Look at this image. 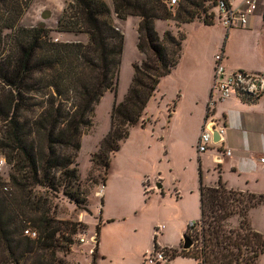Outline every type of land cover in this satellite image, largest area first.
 Returning a JSON list of instances; mask_svg holds the SVG:
<instances>
[{"label":"trees","instance_id":"1","mask_svg":"<svg viewBox=\"0 0 264 264\" xmlns=\"http://www.w3.org/2000/svg\"><path fill=\"white\" fill-rule=\"evenodd\" d=\"M29 2L0 0V155L10 167L8 180L0 181V264H63L53 254L67 252L70 240L56 239L62 231L42 200L61 196L76 206L86 202L78 188L75 159L81 134L92 126L94 105L117 88L123 34L112 16L139 19L136 49L143 58L132 64L130 86L112 105L109 130L91 158L104 170V182L109 155L140 120L160 79L181 55L185 35L166 30L159 36L154 21H171L177 27L194 21L212 25L217 0H177L174 5L165 0H111V7L103 0H72L56 31L85 34V43L54 42L42 25L20 26ZM199 173L202 230L195 239L186 233L196 243L178 253L198 264H257L264 235L252 229L248 212L264 205V195L227 189L220 179L214 187L204 186ZM231 218H238L236 227L230 226ZM26 219L35 239L23 236L29 227L23 225ZM65 231L73 234L75 229L65 225Z\"/></svg>","mask_w":264,"mask_h":264},{"label":"crops","instance_id":"2","mask_svg":"<svg viewBox=\"0 0 264 264\" xmlns=\"http://www.w3.org/2000/svg\"><path fill=\"white\" fill-rule=\"evenodd\" d=\"M241 1L229 0V4L232 7H236ZM117 21L120 20L117 19ZM138 21L139 19L136 18V27ZM191 24H194L197 28L210 30L208 41H198V45L202 46L200 51H202L203 57L205 56V62L207 60L204 65L206 67L205 74H200L195 79H187L183 84L180 83L179 85L183 92L181 93V90L178 89L176 92L179 95L176 101L171 99L170 102L164 103L163 110H161L163 111L162 117L158 118L157 121H154L153 115L147 109V103L140 117L142 126L139 127L138 124L132 126L128 135L134 134L139 138L135 148L137 150L140 149V154V151H149L151 149L152 144L149 142L158 141L159 143L153 154L159 163L165 159L169 162L170 155H173L172 145L183 139H190L188 142L190 154H186L185 157L196 159L198 183L194 184V177L185 182L184 173L181 171L177 172L173 166L168 167L169 174L167 175L170 176L169 180L164 177V172L156 169L141 172L140 177L136 180L135 187L143 195L142 202L149 210V219L145 228L146 242L142 248L100 249L97 235L95 253H89V249H79L69 260V264H139L143 255L154 249V242L159 248L176 250L177 252L163 264H198L195 259L180 255L178 252L182 245V235L186 234L187 223L189 221H198L201 215L199 169L204 186L214 187L220 179L227 189L264 195V162H261V159H264V92L256 101L233 96L234 98L229 97L228 100L226 99L217 104L215 113L216 116L224 120L227 127L224 136L225 146L231 150V157L220 156L215 148L206 153L198 154L195 148L202 129L207 100L212 89L214 55L222 53L223 63L230 71L243 70L264 74V0H257L256 11L248 18L247 24L241 27L227 29L216 20H212V25H204L201 22L194 21L189 24H181L179 27L171 21H154V26L159 36H162L166 30H170L174 35L178 32L184 34L185 27ZM139 55L141 58L142 55ZM181 56L171 72L160 79L156 92L161 90V83L169 79L173 70L177 69L178 64L182 62L183 57L181 58ZM203 57L199 53L198 56L194 57L195 63L192 66L196 67L195 71H197L196 69L200 64L202 65L201 60H203ZM202 76H204L203 82ZM202 86L201 93L203 94L199 99L198 96L195 97L193 103L189 107L184 108V91L188 89L189 91L200 90ZM161 97H165L163 89ZM199 105L200 108L198 109ZM180 110L182 113L186 112L189 114L190 120H186L185 125H181L176 130L177 126L174 120ZM192 117L193 119H191ZM157 124L160 126L158 131L156 130ZM188 126H190V129ZM191 128L196 129L195 133H193V130L191 131ZM214 135L216 134L213 133V139ZM111 158L115 162L118 155L113 154ZM126 172L120 168L118 174L125 176ZM112 174L114 175L115 173ZM155 185L160 186L156 188ZM102 187L101 195H96V197L100 199L103 207L102 200L107 194L105 182ZM108 196L111 197V193ZM262 206L264 207V205H259L251 210L258 211ZM98 212L102 215L104 209H99ZM138 216V211L131 209L128 204L123 214L118 215L115 212L108 211L105 219L110 223L103 225L101 223L102 218H100L96 227L103 229L105 226L112 224L113 220L128 222ZM230 222L232 226L238 224V220L235 218H231ZM129 225L136 226L134 223H129ZM158 227L161 228L158 230ZM252 229L264 235V230L261 228L255 226ZM78 258L82 259L83 262L79 261Z\"/></svg>","mask_w":264,"mask_h":264},{"label":"rangeland","instance_id":"3","mask_svg":"<svg viewBox=\"0 0 264 264\" xmlns=\"http://www.w3.org/2000/svg\"><path fill=\"white\" fill-rule=\"evenodd\" d=\"M71 1L72 0H30L28 7L19 20V25L23 27L42 25L50 31V37L54 42L85 43L87 41V36L85 34L74 35L72 33L56 31L57 21L61 17L64 7ZM103 1L111 7V0ZM112 18L116 19L114 16H112ZM113 22L123 34V52L118 70L117 88L115 92L106 91L94 105L92 112V126L87 132L81 134L79 138L80 148L75 159L79 181L78 188L84 195L86 202L81 206H76L61 196L60 200H51L50 198H48V200H42L48 202V207H50V217L53 218L55 225H57L60 228V231H62L58 232L56 239L62 240L64 237V239L70 240L69 250L67 252L54 251L53 254L55 261L60 259L63 264H69V260H71L79 249H94L95 243L91 245L80 243L79 238L83 236L85 239H88L90 236H94L100 218H102L101 223L106 225L110 223L105 219L108 211L115 212V214L118 215L123 214L127 209L128 204L131 209L138 211L139 216L128 222L113 220V223L109 226H105L103 229L99 228L98 232H96L98 235V245L100 249L142 248L146 242L145 228L149 219V210L142 202L144 198L143 195L140 193L139 189L135 187L136 180L140 177L141 172L156 169L157 171L164 172V177L166 180H169L170 176L167 175L169 174L168 167L173 166L177 172L181 171L184 173L185 182L194 177V184L198 183L197 161L195 158L194 160L185 157L186 154H190L188 143L190 139H183L172 145L171 150L173 155H170L169 162L165 159L159 163L153 154L155 153L156 146L159 142L155 140L149 142L152 144L151 149L149 151H140V154V149L137 150L135 148L136 142L139 141V138L134 134H131L118 142L119 151L117 150L109 155V166L106 170L107 174L105 176L107 194L102 200L103 207L100 199L96 197L95 193L104 184V170L101 167L94 165L91 158L93 154L97 152L99 143L109 130L112 105L123 99L130 86L132 64L137 61L140 62L143 58V56L140 58L136 49V18L127 17L123 21H117L116 19L113 20ZM184 35L185 38L181 45V58L183 57L182 62L178 64L177 69L175 68L173 70L169 79H166L161 83V90H158L157 92L155 90L154 96H152L147 102L148 105L146 107L153 115L154 121H157L158 118L162 117L161 114L163 111L161 110H163L164 103L170 102L171 99L176 101L179 95V93L176 92L178 89L181 90V93L183 92L179 85L180 83L183 84L187 79H195L196 76L198 77L200 74L204 75L206 72V67L204 65L207 63V60L205 62V56L203 57L202 51H200L202 50V46L198 45V41H208L207 39L210 37V30L197 28L194 24H191L185 27ZM206 49H208V47H206ZM206 49L203 48L205 51ZM198 53L203 57V60H201L202 65L200 64L196 69L197 71H195L196 67H194V65L192 66V64L195 63L194 57L198 56ZM202 78L203 82L204 76H202ZM162 89L165 93V97L163 98L161 97ZM202 89L203 86L200 90L189 91L188 89L184 91L185 98L183 99V107H189L191 103H193L195 97L198 96L199 99L203 94L201 93ZM233 96L234 95L230 96V98L235 97ZM228 99L229 98H227V100ZM197 108L199 109L200 105ZM189 118V114L186 112L182 113L180 110L174 120V123L177 126L176 130L181 125H185L186 120H190ZM191 119H193V117ZM137 124L139 127L142 126L140 120L135 125ZM188 128L190 129V126H188ZM159 129L160 126L157 124L156 130L158 131ZM192 130L193 133H195L196 129L191 128V131ZM124 144L126 145L123 146ZM113 154L118 155L115 162H113V159L111 158ZM0 159H3L1 155ZM120 168H122L123 171H127L125 176L118 174ZM9 173L10 167L6 165L1 171L0 181L6 182ZM112 173L115 174L113 175ZM137 184L139 185V183ZM110 193L111 197L108 196ZM38 196L40 197V194H38ZM40 198H42V196ZM99 209H104L102 215L98 212ZM230 221L231 220H229V224L231 227L237 226H232ZM248 221L252 227L256 226L264 230V207H260L258 211L251 210L248 213ZM129 223H134L136 226H130ZM64 224L67 225L70 230L74 228L75 232L72 234L71 231H65ZM23 225H29V227L33 229L29 219H26ZM59 245H62V243ZM196 245H199V243ZM53 249L61 248L54 247ZM46 258H48V255ZM78 260L83 262L80 258H78ZM257 264H264V253L259 257Z\"/></svg>","mask_w":264,"mask_h":264},{"label":"built area","instance_id":"4","mask_svg":"<svg viewBox=\"0 0 264 264\" xmlns=\"http://www.w3.org/2000/svg\"><path fill=\"white\" fill-rule=\"evenodd\" d=\"M165 1L169 5H174L177 2V0ZM256 8L257 0H242L236 7L230 6L229 0H217L212 20L218 21L227 29L245 26L248 18L256 11ZM213 60L212 89L207 100L202 129L195 148L198 154L206 153L215 148L220 156L229 158L231 157L232 152L225 146L224 138L227 127L224 120L221 117L216 116L215 108L218 103L226 100L232 95L249 101L258 100L264 92V74L246 72L243 70L230 71L223 63L222 53H216ZM213 133L217 135V140L215 141L213 139ZM261 162H264V159H261ZM5 166V160L0 159V176L1 171ZM102 188L103 187H101L95 195L100 196ZM3 191H7V186L3 187ZM160 228L161 227H158V230ZM201 230L202 223L199 220L189 221L187 223L186 233L191 239L199 237ZM23 236L35 239L36 232L30 227H27L23 230ZM79 242L89 245L96 244V238L95 235L90 236L88 239H85L82 236L79 238ZM193 243H196V241H193ZM93 250L94 249H89L88 252L92 254ZM171 257L172 253L170 250L157 247L150 252H146L139 264H163Z\"/></svg>","mask_w":264,"mask_h":264},{"label":"water","instance_id":"5","mask_svg":"<svg viewBox=\"0 0 264 264\" xmlns=\"http://www.w3.org/2000/svg\"><path fill=\"white\" fill-rule=\"evenodd\" d=\"M214 139L217 140V135H214ZM159 186L155 185L156 188H159ZM192 244H193V241L184 233L182 235L181 249L187 250V249H189L192 246Z\"/></svg>","mask_w":264,"mask_h":264}]
</instances>
